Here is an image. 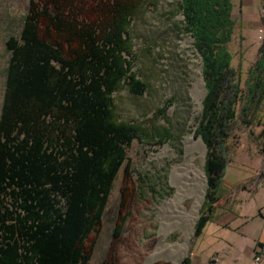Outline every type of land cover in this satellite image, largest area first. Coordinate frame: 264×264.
Returning <instances> with one entry per match:
<instances>
[{"label": "trees", "instance_id": "trees-1", "mask_svg": "<svg viewBox=\"0 0 264 264\" xmlns=\"http://www.w3.org/2000/svg\"><path fill=\"white\" fill-rule=\"evenodd\" d=\"M136 11L133 0H30L19 37L8 39L0 264H91L88 241L120 170L129 176L127 148L140 130L119 118L114 95L124 85L134 95L148 90L129 60ZM233 11V0H181L183 33L194 41L207 90L195 130L207 147L208 180L196 237L221 200L229 140L264 105V35L242 81L230 50Z\"/></svg>", "mask_w": 264, "mask_h": 264}, {"label": "rangeland", "instance_id": "rangeland-1", "mask_svg": "<svg viewBox=\"0 0 264 264\" xmlns=\"http://www.w3.org/2000/svg\"><path fill=\"white\" fill-rule=\"evenodd\" d=\"M133 1L137 11L130 25L129 60L148 90L134 95L124 85L114 95L119 118L140 130L127 148L129 176L124 168L120 170L101 228L88 241L94 245L91 264L106 260L115 264H185L186 260L215 264V258L220 264H256L257 242L264 241V105L254 112L251 126L237 125L228 142L221 200L202 234L195 236L199 215L189 240L181 230L162 233L157 217L177 191L171 182L173 168L193 164L205 172L207 152L189 153L186 146L188 137L196 138L205 98L202 61L192 37L183 33L181 0ZM29 2L0 0V112L9 60L6 43L11 36L19 37ZM233 4L237 24L230 50L233 65L245 81L259 57L264 15H244H259L264 0H243L242 4L233 0ZM194 202L186 200V208ZM179 244L186 248L179 261L162 256L150 259L164 246Z\"/></svg>", "mask_w": 264, "mask_h": 264}, {"label": "bare ground", "instance_id": "bare-ground-1", "mask_svg": "<svg viewBox=\"0 0 264 264\" xmlns=\"http://www.w3.org/2000/svg\"><path fill=\"white\" fill-rule=\"evenodd\" d=\"M199 82H201V79H199ZM202 89L204 90L203 86ZM186 146L189 153L194 150H200L203 154L206 152L201 138L188 137L186 139ZM205 178V172L193 164L178 165L173 168L171 182L177 191L170 200L163 204L157 217L161 223L162 233L181 230L186 239L189 240L206 191L205 186L207 181ZM189 199L195 202L190 209H187L185 201ZM185 249L180 244L178 247L167 245L159 249L157 254L153 255L150 259L154 260L162 256L179 261L184 256Z\"/></svg>", "mask_w": 264, "mask_h": 264}, {"label": "built area", "instance_id": "built-area-1", "mask_svg": "<svg viewBox=\"0 0 264 264\" xmlns=\"http://www.w3.org/2000/svg\"><path fill=\"white\" fill-rule=\"evenodd\" d=\"M263 254H264V247L262 246L260 250L255 254L254 262L256 264H260ZM220 262L221 260L219 258L214 259L215 264H220Z\"/></svg>", "mask_w": 264, "mask_h": 264}, {"label": "crops", "instance_id": "crops-1", "mask_svg": "<svg viewBox=\"0 0 264 264\" xmlns=\"http://www.w3.org/2000/svg\"><path fill=\"white\" fill-rule=\"evenodd\" d=\"M243 3V0H241V4ZM243 15V14H242ZM264 15V8H263V10L260 12V14L259 15H255V16H249V15H244V16H246V17H259V18H261L262 16ZM217 208V207H216ZM259 244H261L263 247H264V241H262V240H260V241H258L257 242V249L254 251L255 252V254L260 250V248L262 247L261 245H259ZM263 256H264V254H263ZM263 261V260H262Z\"/></svg>", "mask_w": 264, "mask_h": 264}, {"label": "water", "instance_id": "water-1", "mask_svg": "<svg viewBox=\"0 0 264 264\" xmlns=\"http://www.w3.org/2000/svg\"><path fill=\"white\" fill-rule=\"evenodd\" d=\"M203 88H204V91H205V95L207 94V90H206V86H205V83H204V85H203ZM194 134L196 135V131L194 132ZM202 140V139H201ZM202 143H203V141H202ZM203 145H204V148H205V150H206V152H207V147L205 146V144L203 143ZM205 174H206V172H205ZM206 180H207V177H206ZM207 182H208V180H207ZM207 188H208V185H207ZM207 192V191H206ZM203 201H205V198L203 199ZM198 215L200 216V213L198 212Z\"/></svg>", "mask_w": 264, "mask_h": 264}]
</instances>
